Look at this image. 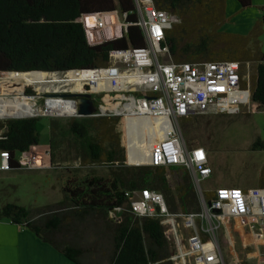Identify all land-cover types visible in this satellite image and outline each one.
Listing matches in <instances>:
<instances>
[{"label": "trees", "instance_id": "16d2710c", "mask_svg": "<svg viewBox=\"0 0 264 264\" xmlns=\"http://www.w3.org/2000/svg\"><path fill=\"white\" fill-rule=\"evenodd\" d=\"M241 8L251 0H236ZM158 10L170 13L176 22L166 31L162 48L167 47L175 64L234 62L240 65L242 87L249 88L251 104L264 110V51L254 52L248 38L216 31L226 21V0H154ZM118 12L127 14L131 25L117 39L90 44L84 16ZM133 0H0V74L66 73L110 66L114 51L145 46L136 25ZM221 38H224L222 40ZM254 65L245 80L247 65ZM20 82L1 85L8 93L27 95ZM28 95H34L29 90ZM103 101L95 96L98 109ZM90 118L73 117L65 122L49 118L50 156L63 145L73 149L83 166L95 164L110 168L108 177H90L83 183L72 180L62 188L64 199L39 213L13 203L0 207V221L31 230L74 264H174V249L162 217L138 216L132 212L126 192L148 189L162 194L172 215H198L200 202L188 170L179 166H129L117 126L121 116L112 114ZM43 117L0 121V153L9 154L10 170L21 169L20 154L39 145ZM128 159L131 164L148 161L145 121L126 118ZM194 118L181 119L185 140L192 139ZM253 151L264 150L256 141ZM180 179L172 185L168 174ZM264 189V182L261 184ZM207 200L213 195L207 193ZM95 219L109 233L108 251L96 256L76 236V227ZM205 237L207 234L202 233ZM103 252V253H102ZM103 260V261H102ZM228 264V263H227ZM235 264H250L243 260Z\"/></svg>", "mask_w": 264, "mask_h": 264}, {"label": "built area", "instance_id": "2783aa9c", "mask_svg": "<svg viewBox=\"0 0 264 264\" xmlns=\"http://www.w3.org/2000/svg\"><path fill=\"white\" fill-rule=\"evenodd\" d=\"M133 3L136 25L142 31L144 47L112 52L110 66L106 68L53 73L51 76L63 75L65 87L81 83V93L111 96L122 104L119 113H123L125 118L133 115L145 121L147 135L152 133L157 136L159 129L162 130V138L150 148L147 165L186 168L197 192L201 212L189 216L172 215L162 194L148 189L125 193L131 201L132 212L138 216L162 217L167 235H173L177 241L183 260L190 256L194 264H226L219 233L227 221L239 220L264 241V189H217L212 192V199L207 200L202 185L213 174L208 152L201 146H188L180 121L210 112L240 114L242 105L251 102L250 89L242 87L238 63L192 65L171 62L169 49L162 48V43L176 18L158 10L154 0H133ZM119 16L121 24L115 21ZM126 17L127 14L121 16L118 12H111L84 16L81 21L90 44L95 45L123 37L131 25L125 21ZM119 24L120 31L114 33V27ZM93 84L97 86L96 90H93ZM85 88L90 90L85 92ZM68 90L72 93L71 89ZM70 95L64 94L62 97L66 99L50 101L72 103L75 107L73 113H48L46 109V114L68 119L79 117L77 100ZM104 103L101 102L98 113L112 114L106 113ZM112 115L121 116L117 113ZM43 156L50 161V149L31 147L19 155L18 161L22 168L38 169ZM0 160V171H10L9 154L1 152ZM179 218L184 229L193 231L184 243L179 235ZM200 232L207 234V240L199 236Z\"/></svg>", "mask_w": 264, "mask_h": 264}, {"label": "rangeland", "instance_id": "374dc122", "mask_svg": "<svg viewBox=\"0 0 264 264\" xmlns=\"http://www.w3.org/2000/svg\"><path fill=\"white\" fill-rule=\"evenodd\" d=\"M225 14L226 21L216 31L217 35L223 37L222 35L231 34L246 37L249 41L248 47L254 52L264 51L263 0H252L251 6L245 9L241 8L236 0H227ZM221 39L224 40V38ZM253 72L254 65H247L244 79L250 80V75ZM35 74L19 73L11 74L10 76L8 73L0 74V97H11L9 95H1L9 92L2 88L1 85L8 84L9 82H20L26 85L25 90L27 95L29 90L33 91L34 95L28 96H34L37 107L46 111L47 102L50 100L66 99L62 97L64 94L81 93L73 91V89L76 90L74 85H66L65 87L62 83H55L52 86L53 88L49 84H45L42 86L41 91L37 90L32 83ZM57 76H49L48 80L53 77L61 80L65 78L63 75ZM82 88L83 85L79 89L81 90ZM68 89H71L72 93ZM89 90V88L84 89L85 92ZM99 96L105 102L102 105L106 108V113H117V115H121L122 117L117 130L121 134V142L127 159L128 139L125 119L130 117L125 118L123 113L119 114L122 106L119 101H114L109 95ZM41 117H43L41 120L43 128L40 132L39 146L49 149V118L62 120V122H65L68 118L51 117V115L46 113ZM193 118L194 121L190 127L192 139L190 141L186 140V142L191 148L204 146L208 152L209 162L213 169V175L203 183V189L206 192H212L223 188L238 187L243 190L260 188L262 182H264V150L253 151L251 148L258 140L264 143V110L257 109L250 102V104L242 105L241 112L237 115L220 114L215 116L213 112H210L206 115L194 116ZM7 120L11 119H0V121ZM180 127H182L181 123ZM161 131L159 129L157 136H154L152 133L146 134L145 146L148 156L153 144L162 138ZM53 154L55 156L54 163L51 160V156L50 161L49 158L43 156L40 161L41 166L38 169L31 170L23 167L10 171H0V207L7 203H13L33 211L34 214L39 213L47 207L57 205L64 199L62 188L67 185L68 181L72 180L73 186L75 183H83V181L90 177L105 178L109 175L110 168L106 166L98 164L83 166L73 149H69L66 144L58 150L53 151ZM168 177L172 185L180 179L172 173L168 174ZM180 223L179 218L178 225ZM76 229L77 240L85 248L89 247L90 250L95 252L96 256L102 250L103 252L108 251L107 249H109L110 245L109 233L95 219H89L77 225ZM170 236L169 241L175 251L172 257L174 264H183L177 241L173 235ZM219 238L226 260H232L230 249H233L230 247L231 242L228 240L225 228H222L220 231ZM190 258V256L184 258L186 259V264H194L192 258L191 262H189L190 260L187 261ZM236 258L235 256L234 260ZM238 259L239 262L248 260L250 264H264V260L244 253ZM235 263L237 262L235 261ZM0 264L74 263L67 260L50 244L40 240L31 230L11 224L8 219H3L0 221Z\"/></svg>", "mask_w": 264, "mask_h": 264}, {"label": "bare ground", "instance_id": "6f19581e", "mask_svg": "<svg viewBox=\"0 0 264 264\" xmlns=\"http://www.w3.org/2000/svg\"><path fill=\"white\" fill-rule=\"evenodd\" d=\"M31 74H34V73H31ZM48 77L49 75H47L46 73H36L34 75V79L32 83L36 87V89L40 91L42 90V86L45 84H49L51 88H53L52 86H54L55 83L64 84V81H62L61 79L57 77L51 78V81L48 80ZM81 86H82L81 83H77L75 86L76 90L74 91L81 92L79 89ZM96 88L97 86L93 84V89L96 90ZM36 104L37 103L35 99L32 97H29L28 95H12L10 98L0 97V119H13V118H24V117L28 118V117H35L38 114H45L46 112L38 108ZM47 109H48V113L50 111H54L59 114L73 113L75 111V107L72 103H67L63 101L62 102L61 101H57V102L50 101L47 104ZM127 117L131 118L135 116L128 115ZM148 162H149V158H148V161L143 164H146ZM139 165H142V164H139Z\"/></svg>", "mask_w": 264, "mask_h": 264}, {"label": "crops", "instance_id": "0c3cea01", "mask_svg": "<svg viewBox=\"0 0 264 264\" xmlns=\"http://www.w3.org/2000/svg\"><path fill=\"white\" fill-rule=\"evenodd\" d=\"M226 2H227V0H226ZM251 2H252V0H251ZM115 21H117V23H120V24L122 23V19H121L120 16L116 17ZM120 24L118 26L114 27V31H113L114 33H118V31H120ZM214 115L218 116V115H220V113L219 114L214 113ZM0 162H1V160H0ZM235 188H238V187H235ZM212 192H208L207 191L206 194L207 193L212 194ZM222 228L226 229V232H227V235H228V240L231 242L230 243V247H232V249H233V250L230 249V255H232L231 259L234 261V263H232L233 262L232 260H230V261L226 260V256L224 254V251H223V248H222V245H221L223 256L225 258L226 264L227 263L228 264H235V261L238 263L239 262L238 257L243 255V253L246 254V255H249V256L252 255L254 258H259L261 260H264V241L261 240L258 237V235H257L258 233L252 232L247 227L246 224H244V223H242V222H240L239 220H236V219L227 221ZM191 234H193V231H189V230L184 229L183 224L180 223V225H179V235L182 237L183 243L186 240L187 236L191 235ZM199 236L201 238H203L204 240H207V237H205L202 234V232L199 233ZM235 256L237 257L236 260H234ZM187 261L191 262V258L188 259ZM183 264H186V259L183 260Z\"/></svg>", "mask_w": 264, "mask_h": 264}, {"label": "water", "instance_id": "95a60500", "mask_svg": "<svg viewBox=\"0 0 264 264\" xmlns=\"http://www.w3.org/2000/svg\"><path fill=\"white\" fill-rule=\"evenodd\" d=\"M32 73H38V72H32ZM22 74H31V73H22ZM48 75L52 73H46ZM94 93H75L71 94L70 96L72 98L77 99V109H78V115L81 118H90L93 117L96 112L97 108L95 107V102L93 100ZM27 118V117H24ZM15 119H23V118H15ZM147 164V163H146ZM127 165L129 166H141L139 164H131L129 163L128 155H127ZM145 165V164H142Z\"/></svg>", "mask_w": 264, "mask_h": 264}, {"label": "clouds", "instance_id": "9594fccd", "mask_svg": "<svg viewBox=\"0 0 264 264\" xmlns=\"http://www.w3.org/2000/svg\"><path fill=\"white\" fill-rule=\"evenodd\" d=\"M16 74H19V73H16ZM22 74V73H21ZM53 74V73H52ZM48 75V74H47ZM49 76H51V74L49 75ZM51 78V77H50ZM31 96V95H30ZM95 96H96V94L93 96V100L95 101ZM77 100V99H76ZM101 105V104H100ZM99 105V106H100ZM99 112V107H98V110H97V112H96V114ZM96 114L94 115V116H96ZM42 116V114H40V115H36L35 117H41ZM93 116V117H94ZM79 118H81V117H79ZM13 119H15V118H13ZM33 147H40L39 145L38 146H33ZM48 147H49V145H48ZM190 147V146H189ZM49 149H50V147H49ZM205 149V148H204ZM51 163V162H50ZM145 165H147V164H145ZM145 165H141V166H145ZM22 168V167H21Z\"/></svg>", "mask_w": 264, "mask_h": 264}, {"label": "flooded vegetation", "instance_id": "af4514ba", "mask_svg": "<svg viewBox=\"0 0 264 264\" xmlns=\"http://www.w3.org/2000/svg\"><path fill=\"white\" fill-rule=\"evenodd\" d=\"M80 91H83V90H80Z\"/></svg>", "mask_w": 264, "mask_h": 264}]
</instances>
